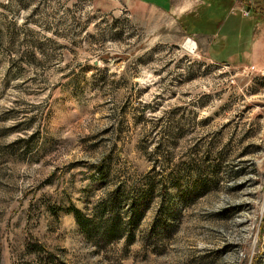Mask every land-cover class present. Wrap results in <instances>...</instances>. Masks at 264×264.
Returning a JSON list of instances; mask_svg holds the SVG:
<instances>
[{
  "label": "rangeland",
  "instance_id": "obj_1",
  "mask_svg": "<svg viewBox=\"0 0 264 264\" xmlns=\"http://www.w3.org/2000/svg\"><path fill=\"white\" fill-rule=\"evenodd\" d=\"M234 1L237 66L169 0H0V264H264V0Z\"/></svg>",
  "mask_w": 264,
  "mask_h": 264
},
{
  "label": "crops",
  "instance_id": "obj_2",
  "mask_svg": "<svg viewBox=\"0 0 264 264\" xmlns=\"http://www.w3.org/2000/svg\"><path fill=\"white\" fill-rule=\"evenodd\" d=\"M199 1H201V4L199 3ZM238 1L243 2V0H237L236 2ZM169 4L171 7L173 6V10L180 11L182 13L180 15L181 21L186 22L188 19L187 17L192 14L193 17L191 16V18H194L197 22H201L203 19H205L206 22H210L207 25L208 27H201L197 24V26L194 24L195 26L193 27H190L189 24L188 26L190 27L189 30H192L190 31L191 34L194 35L196 37V40L199 42L201 49L206 50L212 60L218 63H224L232 66H237L239 64H244L247 62L250 51L243 53L241 56H237L236 54L231 53V48H238L237 46H235L238 41L234 43L235 36L229 39L227 33L222 34V31L227 24V22L225 21V19L227 18L224 15L223 9L229 8V0H169ZM213 7L217 8L219 12L218 14L216 13L217 11L212 12ZM207 9L211 10L209 11L210 13H207L205 11ZM219 9H222L223 11H220ZM238 9L241 11V9L243 8H240L238 6ZM257 46L258 43L255 44L254 37L250 42L249 50H252V48H255ZM239 50L240 49H238V51Z\"/></svg>",
  "mask_w": 264,
  "mask_h": 264
},
{
  "label": "trees",
  "instance_id": "obj_3",
  "mask_svg": "<svg viewBox=\"0 0 264 264\" xmlns=\"http://www.w3.org/2000/svg\"><path fill=\"white\" fill-rule=\"evenodd\" d=\"M229 1L231 2V0H229ZM72 212H73V214H74V216H75V218H76V220L78 221L79 224H81V225H83V223L86 224L87 221L85 222V220H84V218L81 216L79 210H77V209H73ZM143 213H144V212H141V213L138 215V219H139V220L141 219V217H143ZM134 216H135V214L133 215V217H134ZM138 219H137V220H138ZM88 224H89V223H87V226H88ZM114 233H115V227H114V226H112L111 229H110V228H106V229L103 228V231H102V233H101V236H102V238L107 239V238H110L112 235H114ZM131 241H132V240H131ZM131 241H130V242H131Z\"/></svg>",
  "mask_w": 264,
  "mask_h": 264
},
{
  "label": "bare ground",
  "instance_id": "obj_4",
  "mask_svg": "<svg viewBox=\"0 0 264 264\" xmlns=\"http://www.w3.org/2000/svg\"><path fill=\"white\" fill-rule=\"evenodd\" d=\"M186 47H188V49H190V50H195L197 46L193 40H188L186 42Z\"/></svg>",
  "mask_w": 264,
  "mask_h": 264
},
{
  "label": "built area",
  "instance_id": "obj_5",
  "mask_svg": "<svg viewBox=\"0 0 264 264\" xmlns=\"http://www.w3.org/2000/svg\"><path fill=\"white\" fill-rule=\"evenodd\" d=\"M244 13H245V12H244ZM245 14H248V13H245ZM251 69H252V70H255V67H254V66H252V67H251ZM259 72H260L261 74H263V75H264V70H259Z\"/></svg>",
  "mask_w": 264,
  "mask_h": 264
}]
</instances>
